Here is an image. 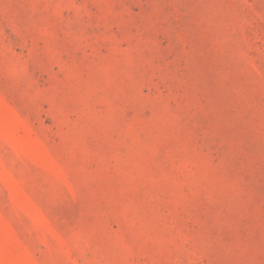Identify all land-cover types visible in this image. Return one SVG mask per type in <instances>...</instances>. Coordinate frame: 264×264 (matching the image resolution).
<instances>
[{
    "label": "rangeland",
    "instance_id": "obj_1",
    "mask_svg": "<svg viewBox=\"0 0 264 264\" xmlns=\"http://www.w3.org/2000/svg\"><path fill=\"white\" fill-rule=\"evenodd\" d=\"M0 264H264V0H0Z\"/></svg>",
    "mask_w": 264,
    "mask_h": 264
}]
</instances>
